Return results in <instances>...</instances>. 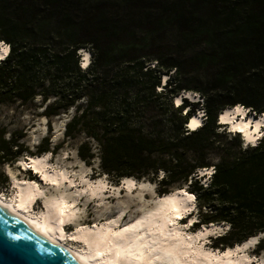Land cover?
Listing matches in <instances>:
<instances>
[{
	"label": "trees",
	"instance_id": "16d2710c",
	"mask_svg": "<svg viewBox=\"0 0 264 264\" xmlns=\"http://www.w3.org/2000/svg\"><path fill=\"white\" fill-rule=\"evenodd\" d=\"M0 41L8 47L0 59V105L39 96L48 100L42 114L50 117L84 99L86 107H74L64 135L81 130L95 140L99 168L116 183L166 172L159 194L186 185L198 200L197 226L227 225L212 237L216 248L264 233V135L245 144L239 133L218 131L216 121L236 105L248 115L264 112V0H0ZM81 49L90 57L84 67ZM163 74L164 90L156 92ZM131 90L137 107H128ZM184 91L201 98L183 97L185 113L170 100ZM116 95L120 107H110ZM162 97L169 98L165 107H149ZM198 110L202 125L186 131ZM4 134L0 128V165L25 150L17 141L22 134ZM220 134L230 136L231 145ZM213 146L220 152L211 165ZM37 150L50 151L47 137ZM77 154L94 157L87 141ZM211 166L204 185L197 172ZM0 185L7 186L1 172ZM257 247L264 248V238Z\"/></svg>",
	"mask_w": 264,
	"mask_h": 264
},
{
	"label": "bare ground",
	"instance_id": "6f19581e",
	"mask_svg": "<svg viewBox=\"0 0 264 264\" xmlns=\"http://www.w3.org/2000/svg\"><path fill=\"white\" fill-rule=\"evenodd\" d=\"M5 46L7 45L0 41V56L2 57L5 56L3 50ZM83 52V56H89L87 51L83 50ZM186 95L190 98L194 97L189 91L186 92ZM180 99L181 97H175L174 104ZM218 116L220 122H229L231 130L241 131L243 138L250 143L256 141L259 135L258 130L264 123L262 118L264 115L259 118L246 117L247 122H245L243 120L245 112L241 105L225 108ZM221 117H223V120ZM189 118L188 125L192 121L197 122L196 126L201 124L198 115L194 114ZM48 156L49 151L43 154L30 155L28 158L21 160L19 165L23 170L32 169L39 175L40 180L44 181L48 186H52V188H59L67 181L69 185L73 186L72 192L63 190L57 194L49 192V194H46L45 188H39L35 180L28 178L19 181L14 175H11L14 196L8 199L0 194V204L7 207L15 217L33 230L67 251L80 263L252 264L244 252L247 248L245 245H248V242L241 245L238 243L237 245L235 244L236 246L234 245L235 247H226L220 251L211 250L198 241L205 235L198 237L197 234L211 232L216 229L215 226L205 227L196 234H191L185 232L180 227L181 225H178V220L189 213H184L183 210L191 207L188 200L189 193L180 187L157 195L158 202L155 207L147 211L144 210L135 222L130 223L127 222V216H130L131 207L136 205L143 206V202L147 201V199L144 197L143 192H145V189L141 187L143 183L140 180L129 176L123 177L114 186L116 198H120L121 191L124 190L122 196L125 199L123 202H116V218L93 226L78 222L75 220V218L80 217L79 208L75 206L78 199L84 197L87 201L88 199L90 201L92 198L96 200L106 198L105 192L103 193V191L107 190L105 189L106 186L101 180H98L96 184L86 181V186L80 189L67 176L65 170L48 169ZM199 170L202 174L208 172L209 168L206 170L200 168ZM84 179L81 180L84 181ZM122 181H131L132 183L122 186ZM63 185L65 186V184ZM136 186L138 190L136 194H132ZM148 193L150 200H153L154 196L152 193L149 191ZM102 196L104 197L102 198ZM37 198L42 199L44 206V209L39 212H35L32 207L33 201ZM137 200L139 202L142 201V203ZM72 220H75V230L68 233L67 239H65L62 236L63 227ZM138 221L140 223H137ZM69 242H77L80 245L72 246Z\"/></svg>",
	"mask_w": 264,
	"mask_h": 264
},
{
	"label": "rangeland",
	"instance_id": "374dc122",
	"mask_svg": "<svg viewBox=\"0 0 264 264\" xmlns=\"http://www.w3.org/2000/svg\"><path fill=\"white\" fill-rule=\"evenodd\" d=\"M83 50V49H81ZM86 51V50H85ZM89 54V53H88ZM83 61V59H82ZM81 61V65L83 64ZM90 61V57L88 58V62ZM152 65V64H150ZM166 75H161L160 84L159 86L155 87V91L158 92L159 90H164V79H166ZM134 90H131L130 94H128V103L130 105L128 107H137L133 106V95ZM187 91L180 92L178 95H175V97H181V101L183 97H186L190 101L195 100H201L198 93L191 94L194 96L193 98H190L186 95ZM166 93V92H165ZM140 100L143 101V99L146 98L145 92L140 91ZM39 97V96H37ZM37 97L31 101L27 102L24 105H18L17 103H5L0 105V128H3L5 130V137L17 136L19 133L22 134V137L17 139L19 143L22 144V147L25 149L23 150L14 161L3 163L0 165V172L6 176L7 179V186L0 185V194L5 198H12L14 196V188L12 184V177L11 175H14L16 178H18L19 181L23 179L31 178L32 180H35L39 186V188H42L45 190L46 194L49 193H55L57 194L60 191L65 190L66 192H72L73 186L69 185V183L66 181L62 184L59 188H52V186H48L44 181L40 180V177L38 174H36L33 170L21 169L20 161L24 158H28L30 155H36V154H43L45 152L39 153L37 150L38 145L42 141L43 138L47 137L49 143H50V151L48 156V163L47 167L50 170H65L67 176L73 180L74 184L78 186L80 189L86 186V183L89 181L92 184H96L98 180H101L105 184L106 191H103L106 198L100 200L96 199H88V201L84 197H80L77 201L76 207L79 208V215L80 217L75 218L78 222L89 224L90 226L101 224L108 222L109 220L116 218V202L117 201H124V197L122 196L124 194V190L121 191L120 198H116V190H114L115 184H117L113 178H111L110 175H107L103 173L99 168V158H98V144L95 140L92 138L86 136V134L83 131H74L72 132L71 137H66L64 135V127L65 123L68 121V119L71 117V115L74 112V107H86V101L84 99L77 100L72 108L69 109L67 112H61L58 115L46 117L42 114L44 104L48 102H42L41 98L37 99ZM174 96L170 98L171 103L173 105L172 99H175ZM165 98L162 97V99L159 102H156V105L151 104L149 107H165ZM49 100H52L50 98ZM119 100L120 96L116 95V97H112L110 99V102L112 105H116V107L119 106ZM156 101V99H155ZM180 101V102H181ZM159 103H162L159 105ZM139 105V103L137 104ZM139 105L138 107H140ZM174 106V105H173ZM243 107V106H242ZM244 109V112H247V109ZM200 113H203L202 110L195 111L194 114L200 116ZM248 115V113H246ZM264 115V112L261 113ZM251 117H257V115H250ZM200 118V117H199ZM264 119V117L262 116ZM87 123L90 125L92 123V114L90 110L87 112ZM131 124L134 123V120H130ZM264 125V123H262ZM218 131H222V127L217 128ZM264 135V127L260 131L258 137L259 139ZM219 138L223 141L225 145H231L229 141L230 136H226L223 134H220ZM241 139H243V143L246 144V140H244L243 136L240 135ZM256 138L255 143L259 140ZM87 141L88 146H90L91 151L94 152V157L89 160H83L79 157L77 154V148L80 145L81 142ZM235 140L234 142H236ZM249 144V143H248ZM234 147H232L233 149ZM220 150L213 146L211 148V152L209 154V161L211 165H213L218 158ZM49 165V166H48ZM213 167H209V170L213 173ZM166 175V172L160 170L155 174H150L149 176L142 177V178H136V180H140L143 185L150 186V190L144 188L145 192H143L144 197H146L147 201L143 202L144 205H136L131 207L130 216H127V222H135L136 219L141 216L144 210H148L155 207V204L158 202L157 195H159L158 190L160 188L159 181L161 180L162 176ZM81 175V176H80ZM209 175V174H208ZM207 175V176H208ZM199 176V175H197ZM201 177V182H203L204 185H207V183L210 180V177ZM84 177H86L84 179ZM135 178V177H133ZM84 179V181L82 180ZM87 179V180H86ZM87 181V182H86ZM120 182V181H119ZM107 184V185H106ZM113 186V187H112ZM183 187H187L186 185H183ZM136 189H132V194H136V191L138 190L137 186ZM173 188H176V186L172 185L169 186L168 189L172 190ZM186 190V189H185ZM57 191V192H56ZM149 192L152 193L154 196L153 200H150ZM49 192V193H48ZM188 192V191H187ZM148 193V194H147ZM189 193V192H188ZM189 196L193 197L191 201H189L191 205L192 212L188 213L185 219L179 223L178 225L187 233L196 234L200 229H204L205 227L210 228L211 226H215L216 229H214L210 233V235H205V237H201L198 241L203 243L206 248H209L211 250L220 251V247H215L214 242L212 240V237H215L217 234L225 232L228 227L226 224L222 223H210V224H199L197 226L198 220H199V208H198V200L193 193H189ZM101 197V196H100ZM122 199V200H121ZM85 200V201H84ZM138 201V200H137ZM102 202V203H100ZM139 202V201H138ZM139 203H142L140 201ZM85 204V205H84ZM33 210L35 212H39L42 209H44L43 201L41 198H37L32 203ZM107 217V218H106ZM74 220V221H75ZM74 221H70L69 223H66L63 227V233L62 236L67 239L68 233L75 230L74 227ZM191 221V223H189ZM126 222V221H123ZM184 225H188L187 227H184ZM264 238V233L259 232L254 236H251L247 239H245L243 242L239 243L244 244L245 242H249L250 240H255L256 242L253 244H249L244 251L247 255V258L249 259L250 263L252 264H264V248L258 249L257 242ZM72 246H79L80 244L77 242H69ZM238 244V243H237ZM236 244V245H237ZM235 245V246H236ZM234 246V247H235ZM240 254V252H238Z\"/></svg>",
	"mask_w": 264,
	"mask_h": 264
},
{
	"label": "water",
	"instance_id": "95a60500",
	"mask_svg": "<svg viewBox=\"0 0 264 264\" xmlns=\"http://www.w3.org/2000/svg\"><path fill=\"white\" fill-rule=\"evenodd\" d=\"M0 264L82 263L0 204Z\"/></svg>",
	"mask_w": 264,
	"mask_h": 264
},
{
	"label": "snow or ice",
	"instance_id": "6c2138e0",
	"mask_svg": "<svg viewBox=\"0 0 264 264\" xmlns=\"http://www.w3.org/2000/svg\"><path fill=\"white\" fill-rule=\"evenodd\" d=\"M5 49H7V46L4 47ZM5 54H7V51H4ZM0 59H3L2 56H0ZM88 63V57L87 55H84L83 56V64L81 65L82 67L86 66ZM181 102L180 100H177L176 101V104L179 105ZM200 115H203V113H200ZM221 119L223 120V117H221ZM193 125H197V122L196 121H192L191 124L188 125L189 128H194ZM209 172H211V170H209ZM132 182L131 181H122L121 184L122 186H125V185H130ZM142 188H146L148 190H150V186L148 185H141ZM193 199V197L191 196H188V200L191 201ZM184 213H187V212H190L191 211V208H187V209H184L183 210ZM151 215V214H150ZM137 223H140L139 221ZM189 223H191V221H189ZM188 225H184V227H187ZM226 230V229H225ZM201 235H210V233H203V234H197L198 237H200ZM256 241L255 240H250L248 243L249 244H253L255 243ZM248 245H245V247H247Z\"/></svg>",
	"mask_w": 264,
	"mask_h": 264
},
{
	"label": "built area",
	"instance_id": "2783aa9c",
	"mask_svg": "<svg viewBox=\"0 0 264 264\" xmlns=\"http://www.w3.org/2000/svg\"><path fill=\"white\" fill-rule=\"evenodd\" d=\"M195 94V93H194ZM193 94V95H194ZM199 97V96H198ZM175 106V105H174ZM203 112V111H202ZM200 117V120H201V123H203V121H204V118H205V116H204V112H203V115H200L199 116ZM186 131H190L191 129L187 126V125H185V128H184ZM213 172V171H212Z\"/></svg>",
	"mask_w": 264,
	"mask_h": 264
},
{
	"label": "clouds",
	"instance_id": "9594fccd",
	"mask_svg": "<svg viewBox=\"0 0 264 264\" xmlns=\"http://www.w3.org/2000/svg\"><path fill=\"white\" fill-rule=\"evenodd\" d=\"M4 51H7V49H3ZM82 56H83V54H81ZM88 58H89V56H88ZM82 59V58H81ZM37 99H39V97H37ZM193 127H195V125H193ZM161 175H163V173H161Z\"/></svg>",
	"mask_w": 264,
	"mask_h": 264
}]
</instances>
